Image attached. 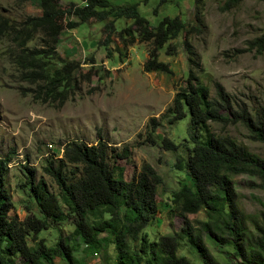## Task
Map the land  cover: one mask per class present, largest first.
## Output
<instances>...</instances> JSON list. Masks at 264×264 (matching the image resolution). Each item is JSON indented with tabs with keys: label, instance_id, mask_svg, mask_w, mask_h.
I'll list each match as a JSON object with an SVG mask.
<instances>
[{
	"label": "trees",
	"instance_id": "trees-1",
	"mask_svg": "<svg viewBox=\"0 0 264 264\" xmlns=\"http://www.w3.org/2000/svg\"><path fill=\"white\" fill-rule=\"evenodd\" d=\"M239 1L223 0L221 10H229ZM202 2L193 0L192 18L186 24L178 15L163 16L152 29L135 4L112 7L107 0L69 3L63 11L52 0H38L40 11L36 15L25 14L15 20L0 14V38L7 41L8 62L16 70V80L26 83L25 87L19 86L21 93L29 92L33 100L57 107L80 90V62L62 57L56 49L60 34L57 16L73 15L77 19H67V29L90 18L103 22L107 29L104 44L111 39L114 21L131 19L116 35L123 45L134 41L150 44L142 64L147 72H170L169 65L157 59V50L183 33L187 75L159 119L173 124L187 114L186 138L178 144L163 137L160 146L174 153V168L191 182L181 183L172 192L174 207L169 211L180 217L179 227L150 241L144 228L155 218L154 187L161 181L151 166L141 165L135 178L125 181L120 167H116L115 175L114 166L107 162L106 142L68 140L61 156L47 158L43 166L56 184L57 194L23 163V181L18 187L24 196L26 214L19 219L8 215L13 202L5 186L11 158L6 154L0 157V264H13L16 256L26 264H55L52 255L65 264H82L74 255L75 242L71 244L69 239H79L83 251L89 254L111 244L115 251L113 264H195L180 252L184 246L200 264H264V212H244L238 206L233 181L234 176L243 174L252 187L264 190V158L212 126L240 124L249 139L264 143V105L238 99L216 81L212 97L199 80L200 57L190 37H200L205 32ZM35 39L37 43L27 45ZM248 44L250 50L260 54L264 49V29ZM87 63H93L91 56ZM148 122L146 140L154 144V130L160 123L154 117ZM115 155L125 158L128 152L123 149ZM198 211L203 212L202 219L192 222L186 217ZM67 221L72 224L67 237L58 234L51 245L43 236L38 237L40 232L58 231L57 225ZM102 264L108 263L103 260Z\"/></svg>",
	"mask_w": 264,
	"mask_h": 264
},
{
	"label": "rangeland",
	"instance_id": "rangeland-1",
	"mask_svg": "<svg viewBox=\"0 0 264 264\" xmlns=\"http://www.w3.org/2000/svg\"><path fill=\"white\" fill-rule=\"evenodd\" d=\"M59 10L69 3L79 5L83 0H52ZM113 6L135 4L138 13L153 28L163 16L178 15L186 24L191 21L193 0H107ZM201 11L205 32L200 37H190V42L200 57L202 70L199 80L214 96L213 83L219 82L236 98L249 104L264 105V49L258 54L248 48V41L264 29V0H240L226 11L221 10L223 0H202ZM40 11L38 0H0V14L18 20L25 14L36 15ZM67 19L76 21L73 15L55 18L60 28L56 43L58 53L64 58L80 62L77 77L80 90L57 107L53 103L33 100L29 92L22 94L19 86L26 83L16 80V70L6 56L7 41L0 38V157L9 154L5 186L9 190L13 206L8 215L22 219L24 198L18 184L23 181L22 165L35 170V177L45 180L49 189L57 194L54 181L43 171L45 160L62 154L63 144L71 139L94 144L98 139L108 145L107 162L120 167L125 181L135 178L141 165L151 166L161 177L154 187L153 199L156 214L144 228L150 241L176 230L181 222L173 215L172 192L181 183L191 185L187 176L173 166L174 153L160 146L163 137L181 144L186 138L187 114L173 124L159 119L171 103L174 92L183 84L187 75L186 54L182 47L183 33L168 40L157 50V59L169 65L170 72L144 71L142 64L150 47L148 42L134 41L123 45L116 33L131 23V19L114 21V32L104 44L107 29L104 23L90 18L67 29ZM127 39V37H125ZM37 43L32 40L31 46ZM246 49V50H242ZM109 52L108 55L106 52ZM93 63H87L88 57ZM158 119L154 130V144L146 140L149 119ZM217 131L227 132L236 142L264 158V143L249 139L247 130L240 124L221 126L212 124ZM125 149V158L116 156ZM238 206L246 213L264 212V190L254 188L243 174L233 177ZM59 199V196H58ZM192 222L203 218V212L189 213ZM56 229L38 233L49 245L56 237H67L72 231L70 222H62ZM75 242L74 255L82 264H113L115 251L109 244L106 249L89 254L83 251V243ZM188 259L200 264L187 247L181 250ZM55 264H65L52 255ZM13 264H26L14 257Z\"/></svg>",
	"mask_w": 264,
	"mask_h": 264
}]
</instances>
